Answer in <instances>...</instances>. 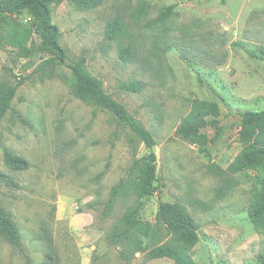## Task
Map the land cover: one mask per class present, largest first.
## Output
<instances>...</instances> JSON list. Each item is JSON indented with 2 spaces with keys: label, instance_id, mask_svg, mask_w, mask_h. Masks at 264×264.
I'll return each instance as SVG.
<instances>
[{
  "label": "rangeland",
  "instance_id": "rangeland-1",
  "mask_svg": "<svg viewBox=\"0 0 264 264\" xmlns=\"http://www.w3.org/2000/svg\"><path fill=\"white\" fill-rule=\"evenodd\" d=\"M168 5L170 16L156 21ZM51 7L67 62L84 56L88 72L157 142L158 190L138 216L151 231L148 243L168 238L155 224L159 202L179 201L198 224L199 240L188 251L196 264H257L264 217L248 213L257 172L230 165L243 146L241 112L264 110V61L248 54L264 45V0H101L89 8L55 0ZM116 17L124 35L109 40L106 26ZM13 19L26 22L24 13ZM37 43L34 36L31 46ZM126 45L133 56L125 61L119 51ZM45 57L16 58L0 42V83L24 78L0 122V205L22 247L1 240L0 264H173L146 251L124 258L122 244L110 241L135 199L132 165L146 149L109 111L72 96L67 67L34 73ZM134 81L142 88L126 89ZM196 100L209 106L199 133L185 139L176 130ZM4 150L29 167L9 168ZM120 181L123 193L107 209Z\"/></svg>",
  "mask_w": 264,
  "mask_h": 264
},
{
  "label": "trees",
  "instance_id": "trees-1",
  "mask_svg": "<svg viewBox=\"0 0 264 264\" xmlns=\"http://www.w3.org/2000/svg\"><path fill=\"white\" fill-rule=\"evenodd\" d=\"M80 8L97 5L101 0H73ZM224 1V0H222ZM55 0H0V42L15 50L16 58H27L36 52L46 55L35 68L34 73L51 76L58 67L65 66L70 71V93L73 97L94 104L109 111L122 128L130 130L144 145L146 153L133 162L132 168L138 171L139 177L135 186V199L128 206L127 212L121 219L122 226L110 234L111 242H120L123 246L122 256L129 258L137 251H146L151 259L168 258L173 264H196L188 251L199 240L198 224L179 201H161L155 213V224L164 229L168 238L164 242L148 243L151 231L147 224L139 219V212L144 200L158 190L157 144L153 134L139 122L120 102L113 99L103 88L102 82L91 75L85 67V57L67 62V53L60 44V29L52 21V7ZM173 5L161 10L156 21L163 22L170 16ZM25 14L26 22L13 19L14 15ZM29 18V19H28ZM124 35L123 23L114 18L105 30V37L109 40ZM38 37V43L32 45L33 37ZM250 57L264 61V45L248 51ZM119 56L123 60H130L133 56L131 45L120 48ZM24 78L15 84L0 83V122L8 111H12L11 101ZM141 81H134L126 85V89L138 91L142 88ZM209 102L196 100L189 113L181 120L176 134L189 139L196 136L202 127ZM22 123L27 124L25 118L17 113ZM241 129L239 131L243 146L235 160L230 165L234 172L248 169L257 172L259 192L256 201L250 205V218L264 217V110L241 112ZM5 164L13 170H24L29 162L9 150H4ZM0 177L1 176L0 174ZM10 183L9 180H5ZM122 181L111 188L110 197L106 203L111 208L117 198L123 193ZM159 230V229H158ZM139 231V235L136 232ZM146 240L144 242L143 240ZM4 240L15 248L22 247V237L11 214L0 205V241ZM264 264V253L258 255V263Z\"/></svg>",
  "mask_w": 264,
  "mask_h": 264
},
{
  "label": "built area",
  "instance_id": "built-area-1",
  "mask_svg": "<svg viewBox=\"0 0 264 264\" xmlns=\"http://www.w3.org/2000/svg\"><path fill=\"white\" fill-rule=\"evenodd\" d=\"M29 19V18H28Z\"/></svg>",
  "mask_w": 264,
  "mask_h": 264
}]
</instances>
